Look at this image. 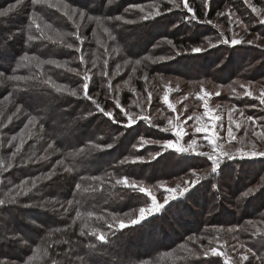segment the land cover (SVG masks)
<instances>
[{
	"label": "trees",
	"instance_id": "obj_1",
	"mask_svg": "<svg viewBox=\"0 0 264 264\" xmlns=\"http://www.w3.org/2000/svg\"><path fill=\"white\" fill-rule=\"evenodd\" d=\"M58 1L85 12L89 19L91 45L97 43V36L107 42L111 20H107L109 16L106 13L108 11L111 17L118 15L119 0ZM212 1L217 4L215 10H205L204 0H191L192 15L175 12L165 23L151 19V29L142 31L144 38L150 40L145 44L151 45L161 36L154 28H163L164 36L171 38V44L178 49L199 44L202 35L198 23L205 20L206 11L213 18L223 5L234 0ZM243 1L237 0V3L242 5ZM248 2L254 7H264V0ZM25 3L26 11L37 6L45 23H41L38 17H34L35 20L27 18L21 24L23 27L18 29L17 45L3 48L0 65L9 77H24L9 80L6 77L10 88L3 93L13 96L14 105L22 109L21 124L24 118L34 117V124H38L41 130L36 138L23 139L24 146L20 147L13 164L7 168L6 174L3 173L6 178L0 182V200L5 201L0 205V261L4 264L8 263L6 261H13L12 264H53V261L56 264H233L222 256L204 254L203 248L212 246L208 238L235 243L236 236L247 240L255 257L264 258V235L261 233L264 223V158L220 165L216 173L210 172L183 198L169 203L158 214L142 222L133 224V220L125 223L117 220L118 215L150 205L148 192L141 191L139 185L125 186L117 181L127 177L130 184L140 181L150 184L194 167L183 156L164 151L152 159V166L149 161L144 169H138L140 165L131 168L126 158H140L155 150L138 139L146 133L132 125L127 126L129 118L113 105L114 101L104 98L108 95L107 79L102 77L103 65L98 68L96 62L102 59L97 53L98 46L95 45L84 56L82 43L73 34L78 28L70 18L67 20L59 11L53 12L43 5L42 0L35 4L26 0ZM159 3L166 7L169 5L166 0H159ZM65 19L67 21H63ZM169 28L172 31L168 32ZM51 30L71 33L69 42L73 48L68 51L65 43L53 40L57 36ZM29 36L34 39L29 40ZM8 38L11 39L12 35L7 36V30L0 23V42ZM115 41L121 50L112 52L113 66L127 59L131 61L142 51H127L118 37ZM57 47L59 51L53 50ZM21 49L23 53L19 52ZM61 49L64 51L62 55ZM244 51L241 64L251 49ZM66 52L72 55L69 68L76 69L75 73L62 71L48 63L53 60L60 62ZM82 55L83 62L80 59ZM24 56L29 59H23ZM227 67L229 80L247 78L249 73L255 72L233 63ZM40 68L51 74L49 77L54 84H66L69 88L76 84L79 96L58 91L38 75ZM85 73L89 77L87 93L91 100L85 97L82 87ZM197 74L203 79L204 74ZM35 84L42 86L45 92L34 90ZM118 92L119 105H129L131 93L128 90ZM33 95L38 103L33 102ZM7 130L5 128L4 131ZM107 144L111 147L116 144V152L107 154L102 148ZM3 145L0 141V149ZM138 145L141 149L136 147ZM10 147L7 143V150ZM46 155L49 158L43 159ZM200 161L201 166L209 165L204 158ZM161 163L163 166L159 169ZM61 175L67 177L63 189L58 188L52 194L49 189L41 188ZM249 189L253 192L243 197L246 199L240 201L243 205L237 210V196ZM255 194H259L256 207L249 203ZM58 208H64V214ZM210 212L212 214L207 216ZM100 235H103V240L98 238ZM187 236L201 239L186 240Z\"/></svg>",
	"mask_w": 264,
	"mask_h": 264
},
{
	"label": "rangeland",
	"instance_id": "obj_2",
	"mask_svg": "<svg viewBox=\"0 0 264 264\" xmlns=\"http://www.w3.org/2000/svg\"><path fill=\"white\" fill-rule=\"evenodd\" d=\"M166 1L169 4L167 7L165 4H160L159 0H119L120 6L116 12H119V14L111 17L107 14L108 11L106 13V15L110 17H107V20H111V34L107 36V42L97 36V43L95 42V44L91 45L90 38L88 37L90 25H87L89 19L87 15L85 16V12L70 8L58 0H42V3H44L43 5L51 8L53 12H61L66 19L71 17L70 20H72L78 28L77 32L74 31L73 34L80 37L78 40L82 43V52L84 56L88 50H93L95 45L98 46L99 52L97 53L102 56V59L96 62L98 68L100 65H103L102 67L104 70L101 71L102 77L103 79H107V82L104 83L107 87L108 95L104 98H107L110 102L114 101L113 105L122 113H129V116L126 117H132L136 121L132 126L140 130L141 133H146L145 136H141L138 139L142 144L152 146L155 152L146 153L145 156H141L140 158H143L142 160L137 158H126L125 160L131 165V168H136V166L140 165L138 169H144L149 161L151 162L150 166H152L154 164L152 159H154L155 156H160L164 151H171L176 154V156H183V158L189 160V164L194 167L192 170H188L185 173L182 172L174 177L157 180L150 184L141 181L135 183L148 193L150 192L154 195L156 197V202L163 205V207L169 203H173V201L183 198L191 192L194 187L198 186L202 180L207 178L211 172L212 161L208 156L195 154L197 152L213 154V158H215V154L221 152H227L233 156L232 159H228L226 156L222 157L219 166L230 162H250L252 160L264 158L261 156L250 157L247 155H244L242 158V154L251 153L253 151L262 152V150H264V138L253 134L264 132V104L260 103V97L264 94V23L260 22V20L264 18V7H255L259 13L258 15L257 12H253L252 7L254 6L250 2L246 3L242 0V5H239L237 0H234V3L223 5V7L215 13L214 17L210 18V13H207V11H209L210 8L215 10L217 4L213 3L212 0H204V8L207 10L206 18L199 23L195 21L201 28L200 33L202 36L199 44L194 46L185 45V49H178L168 43L171 38L164 36L165 31H163V28L159 30L154 28L161 36L150 43L151 45H146V41L150 40L144 38L142 31L151 29V19H155L156 22L160 21L165 23L168 21V17L175 12H185L186 15L193 14V11H189L184 7L185 0ZM25 2L26 0H22V2L11 12H8L6 16L0 17V23H2L5 30H7V36H10V34L12 35L11 39H4L0 42V54L3 52V48L10 45H17L18 39L16 36L18 34V29L27 18L34 19V17H38L41 23H45L42 16L39 15L37 6L30 11H26L27 4ZM190 2L191 0H187L188 4H190ZM0 3V10H4L7 9L9 5L15 4L16 0H0ZM177 4L180 6L176 7L175 5ZM249 4H251L252 7H250ZM162 8H165V10ZM179 8H181V10L178 11ZM81 13L84 14L83 17H81ZM157 13L159 14L157 15ZM128 16L131 17L129 18ZM145 16L148 18L144 19ZM117 17L120 19H117ZM66 19L63 21L68 20ZM51 31L57 36L53 38V40H63L65 46L70 43L69 36L71 33ZM170 31H172L171 28L168 29V32ZM4 34L5 33L2 35ZM117 37L118 41L120 43L122 42L123 47H125L127 51H142L136 57H133L134 59L131 61L127 59L113 66L111 64L112 52L121 50V47L114 44ZM232 38L240 40L241 43L235 46L231 45L230 41ZM222 39L228 40L229 43H221ZM249 41H251V43H249ZM194 47H200L203 50L200 53H192L191 49ZM69 49L72 48L67 47L68 51ZM247 49H251V51L247 54V58L242 60L243 62L241 64L240 58L245 57L243 53L245 52L244 50ZM53 50L59 51V48H53ZM19 52H22V49L19 50ZM62 54H64V51L61 49L60 55ZM217 58L219 59L216 60ZM71 59V53L66 52L63 56V60H60V62L59 60L53 61L59 62L61 66L58 68H61L62 71L75 73V71H71L69 68ZM137 60L140 61L139 64L136 63ZM105 61H107V65H105ZM230 63H233L237 67L242 66L243 69L255 70V72L249 73L247 78L236 77L233 80H229L226 74V68H228L227 66ZM52 64L57 66L56 63ZM0 72L4 73V76H0V141L4 144L0 149V182L2 183L6 178L4 175L6 174V170H8L7 168L13 164L15 156H18L20 147L22 145L24 146L23 139L26 137H29V140L36 138L39 136L41 128L38 124H34L33 121L29 123L31 118H24L21 124L22 117L24 116L22 109L14 105L15 101L13 96L3 93L5 90L7 92L10 88L9 81L7 82L5 80L6 77L9 80V74L1 65ZM105 72L107 75L104 74ZM197 73L204 74L203 79L198 78L199 74ZM255 74H257V76ZM38 75L45 78L54 88L57 89V86H59L50 80L49 76H51V74L46 70L40 68ZM62 85L65 87L64 90H60V92L73 96L71 90L75 89L76 84L72 88H69L66 84ZM241 85H244V87L242 88ZM35 88L39 89L38 91L40 92H45L42 86L35 84L33 89L35 90ZM115 90H128L131 93V103L126 107L121 106V104L118 107L116 102L119 101V92L117 91L115 94ZM245 91H251L252 97L245 95ZM205 93H207V96H205ZM165 94L168 95L167 102L163 99ZM75 96H79L78 92ZM201 97L207 100V108L204 107V100H202ZM32 99L33 102H37L34 95ZM169 103L174 105V111L168 107ZM17 108L20 109L19 112L16 111ZM241 113H243V115H241ZM230 115L232 117L231 124L229 122ZM248 116H252L256 120V123L253 124L248 121ZM9 117H11L10 120ZM189 117H191V119H189ZM170 119L172 121L171 123H169ZM237 123L240 125L239 128L236 127ZM127 124H129V121ZM25 125H27V127H25ZM197 126L208 128V136L217 137L215 143L221 145V147H217L215 153H213V147L210 146L208 140L205 139V134L195 132ZM230 126L233 129L235 137L232 140H229L227 136V131ZM5 128L8 130L4 131ZM164 129L168 130L165 131ZM177 129L185 133L179 139L175 135ZM13 137H15V139H13ZM1 138H4V140H1ZM192 139L197 141V145L193 146V150L187 152H180L177 150L181 147L187 148ZM166 141H171L173 147L165 148L164 144ZM7 143L11 145L10 150H7ZM109 145L110 144H107L102 147L107 151V154L116 152L117 145L114 144L111 148ZM136 147L141 149L140 145ZM46 153L50 154V152ZM46 156H44L43 159L49 158V156ZM203 158L206 162L208 161V166H201L202 162L200 160ZM37 159H39V157H37ZM34 160H36V158ZM197 165L200 166V168H195L198 167ZM162 166L163 164L161 163L158 165V168L161 169ZM197 179L198 182L194 185L190 183ZM66 181L67 177L65 175H61L60 177L56 176L49 181L47 187L42 186L41 188H47L54 194L58 188L63 189ZM186 182H188V192L183 191ZM168 188H176L177 191L175 193H169L166 191ZM166 196L175 198L170 199L169 202L165 204ZM253 196L254 197H251V199L253 198L255 200L250 199L249 203L255 206V203H257L256 197H258L259 194ZM243 197H246L244 193L237 196V210H240V205H243L240 201L246 199ZM12 203L13 202H10V204ZM151 206L152 200L150 197V205L145 208L147 209ZM58 210H61L62 214L65 212L64 208H58ZM161 210H154L153 214L146 212V217L148 218L158 214ZM211 214L212 212L208 213L207 216ZM134 219H139V208L117 216V220H121L124 223ZM239 228L243 227L239 226ZM261 233L264 235V223ZM190 237V240L195 241L201 239V237L198 236H187L186 240ZM236 237L237 238H234L236 240L235 243H232L233 241L231 240H226V242L223 240V242H221L220 239L217 238L214 240L208 238L207 241H211L212 246L204 247V254H211V249L216 248L222 253L219 256L226 258V260L233 264H260L264 262V258L255 257L253 255L254 253L247 245L246 239H239L238 236ZM249 249L251 251H248ZM194 255L195 254H193V256ZM243 256H247L248 259L242 260ZM6 262H8L7 264H12L13 261Z\"/></svg>",
	"mask_w": 264,
	"mask_h": 264
},
{
	"label": "snow or ice",
	"instance_id": "obj_3",
	"mask_svg": "<svg viewBox=\"0 0 264 264\" xmlns=\"http://www.w3.org/2000/svg\"><path fill=\"white\" fill-rule=\"evenodd\" d=\"M21 2H22V0H16V3H15V4H11V5H9L7 9L0 10V17L6 16V15L8 14V12H11L13 9H15V8L17 7V5L20 4ZM32 2L35 4V3L38 2V0H32ZM109 2H111V0H109ZM245 2L248 3V0H245ZM175 6H176V7H179L180 5L177 4V5H175ZM249 6L252 7L251 4H249ZM184 7L187 8L189 11H192V9L190 8V5L187 3V0H185ZM252 10H253V12H257V9H256L255 7H252ZM158 14H159V13H157V15H158ZM257 14L259 15L258 12H257ZM80 15H81V17H83L84 14L81 13ZM69 18H71V17H69ZM147 18H148L147 16L144 17V19H147ZM193 18H195L194 15H193ZM117 19H120V18L117 17ZM129 22H130V21H129ZM260 22H261V23H264V18H262V19L260 20ZM41 35H43V33H41ZM28 39H29V40H32V39H34V37L29 36ZM77 39H80V37L77 36ZM61 42L63 43V40H62ZM168 43L171 44L172 42H171V41H168ZM221 43H223V44H228L229 41H228V40H225V39H222V40H221ZM230 43H231V45L235 46V45L241 43V41H240V40H237V39H235V38H232L231 41H230ZM249 43H251V41H249ZM66 46H67L68 48H73V44H71V43H68ZM212 46H215V45H212ZM76 50H77V51H80L79 48H77ZM202 50H203V49L200 48V47H194V48L191 49L192 53H200ZM23 59L28 60L29 57H28V56H24ZM80 59H81V62H83V59H84L83 56H81ZM48 63H56L58 67L61 66V65L59 64V62H56V61H48ZM104 63H105V65H107V61H105ZM136 63L139 64L140 61L137 60ZM94 66H95V65H94ZM71 71H76V69H71ZM104 74L107 75L106 72H105ZM0 76H4V73H3V72H0ZM9 79H24V77H9ZM88 80H89V77H88V75L85 73V74H84V84L82 85V87H83V89L85 90V91H84V95H85V97H86L87 99L91 100L92 97L89 96L88 93H87ZM64 87H65V86H63V85H59V86H57V90H58V91H60V90H64ZM241 87L243 88L244 85H241ZM71 94H72L73 96L77 95L76 90H75V89L71 90ZM244 94L247 95V96H249V97H252V92H251V91H245ZM205 96H207V93H205ZM149 99H150V96H149ZM163 99H164L165 102H167V101H168V95L165 94V96L163 97ZM201 99L204 100V107L207 108V106H208V105H207V100L204 99V97H201ZM116 103H117V106L119 107V101H117ZM260 103H261V104H264V94H262L261 97H260ZM99 107H100V106L97 104V108H99ZM168 107H169L170 109H172L173 111L175 110L174 105H172V104H170V103L168 104ZM100 110L103 111V109H100ZM16 111L19 112L20 109L17 108ZM104 114L107 115V116H111V113H109V112H105ZM124 115H125V116H129V113L125 112ZM241 115H243V113H241ZM143 118H144V119H147L146 117H143ZM10 119H11V117H9V120H10ZM34 119H35L34 117H33L32 119H30V120H29V123H32V121H33ZM189 119H191V117H189ZM247 120L250 121V122H252L253 124L256 123V120H255L252 116H248V117H247ZM135 122H136L135 119L132 118V117H130V118H129V124H128L127 126H131V125L134 124ZM171 122H172V121H171V119H170V120H169V123H171ZM229 122H230V124H231V122H232V117H231V115L229 116ZM25 127H27V125H25ZM236 127L239 128L240 125L237 123V124H236ZM164 130L167 131L168 129H164ZM195 132H196V133H204V134H205V139L208 140L209 145L213 147V153H215V149H216L217 147H221V145L215 143V141H216V139H217L216 136H211V137L208 136V132H209V129H208V128H202V127L197 126V127L195 128ZM184 134H185V133H183V132H182L181 130H179V129H177V130L175 131V135L177 136L178 139H179L182 135H184ZM253 134H255V135H259L261 138H264V132L259 133V134H257V133H253ZM227 136H228V139H229V140H232V139L235 138V137H234V133H233V129H232L231 126L228 128ZM13 139H15V137H13ZM196 145H197V141H196L195 139H192V140H191V143L188 145L187 148L181 147V148H179V149H177V150L180 151V152H187V151L193 150V146H196ZM49 147H51V145H49ZM109 147H111V145H109ZM164 147H165V148H170V147H173V144H172L171 141H166L165 144H164ZM195 154H197V155H205V156H208V158L212 161V167H211V172H212V173H216V172H217V169H218V167H219V164H220V162H221L222 157H225V156H226L228 159H232V158H233V156H232L230 153H227V152H221V153H219V154H215V158H213V154H210V153L197 152V153H195ZM157 155H159V154H157ZM244 155H247V156H250V157H256V156L264 157V151H262V152H256V151H253V152H251V153L242 154V158H243ZM137 159L142 160L143 158H137ZM133 162H135V161H133ZM122 163H123V161H122ZM197 182H198V179H197V180H194V181H191L190 183L194 185V184L197 183ZM117 183H124L125 186H134V184H135V182H131V184H130V182H129V180H128L127 177H125L122 181H117ZM187 184H188V182H186V186H185L184 189H183L184 192H188V191H189V187L187 186ZM141 191H145V190H144V189H141ZM166 191L169 192V193H175V192L177 191V189H176V188H168V189H166ZM252 192H253V190H252V189H249L248 192L244 193V195L247 196V195L251 194ZM19 194H20V193H17V195H19ZM148 195L151 197V200H152V206H151L150 208H147V209H146L145 207H140V208H139V219H138V220H133V221H132L133 224H136V223H139V222L144 221V220L147 218V217H146V212L149 213V214H153V211H154V210L159 211V210H161V209L163 208V205H160V204H158V203L156 202V197H155L154 195H152L150 192L148 193ZM174 198H175V197H169V196H166V197H165V204H167V203L169 202L170 199H174ZM4 203H5V201L0 200V205H2V204H4ZM68 203L71 204L72 201H68ZM77 215H79V213H78ZM121 227H124V225H121ZM82 234H83V233H82ZM98 238H99L100 240H103V239H104L103 235H100ZM189 239H191V237H190ZM25 243H26V242H25ZM248 251H251V250L249 249ZM211 254H212L213 256H219V255H221L222 253H221L220 251H218L216 248H212V249H211ZM206 255H207V253H206ZM247 259H248L247 256H243V257H242V260H247ZM0 264H4V261H0ZM53 264H56V262L53 261Z\"/></svg>",
	"mask_w": 264,
	"mask_h": 264
},
{
	"label": "built area",
	"instance_id": "obj_4",
	"mask_svg": "<svg viewBox=\"0 0 264 264\" xmlns=\"http://www.w3.org/2000/svg\"><path fill=\"white\" fill-rule=\"evenodd\" d=\"M262 151H264V150H262Z\"/></svg>",
	"mask_w": 264,
	"mask_h": 264
}]
</instances>
